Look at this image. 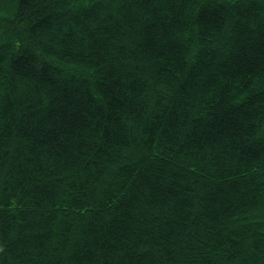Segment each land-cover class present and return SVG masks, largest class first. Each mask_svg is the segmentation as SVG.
<instances>
[{
	"label": "trees",
	"instance_id": "trees-1",
	"mask_svg": "<svg viewBox=\"0 0 264 264\" xmlns=\"http://www.w3.org/2000/svg\"><path fill=\"white\" fill-rule=\"evenodd\" d=\"M0 264H264V0H0Z\"/></svg>",
	"mask_w": 264,
	"mask_h": 264
}]
</instances>
